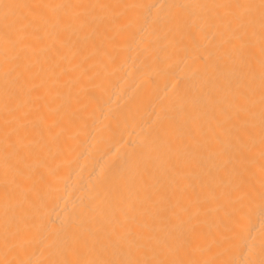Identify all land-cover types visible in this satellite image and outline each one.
<instances>
[{
    "label": "bare ground",
    "instance_id": "1",
    "mask_svg": "<svg viewBox=\"0 0 264 264\" xmlns=\"http://www.w3.org/2000/svg\"><path fill=\"white\" fill-rule=\"evenodd\" d=\"M0 264H264V0H0Z\"/></svg>",
    "mask_w": 264,
    "mask_h": 264
}]
</instances>
